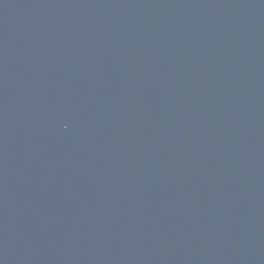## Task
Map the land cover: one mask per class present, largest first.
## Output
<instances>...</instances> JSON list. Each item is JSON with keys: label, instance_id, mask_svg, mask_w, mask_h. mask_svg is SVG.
I'll use <instances>...</instances> for the list:
<instances>
[{"label": "water", "instance_id": "water-1", "mask_svg": "<svg viewBox=\"0 0 264 264\" xmlns=\"http://www.w3.org/2000/svg\"><path fill=\"white\" fill-rule=\"evenodd\" d=\"M0 264H264V0H0Z\"/></svg>", "mask_w": 264, "mask_h": 264}]
</instances>
